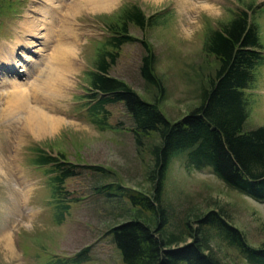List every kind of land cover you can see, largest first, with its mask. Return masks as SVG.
<instances>
[{
	"label": "rangeland",
	"instance_id": "1",
	"mask_svg": "<svg viewBox=\"0 0 264 264\" xmlns=\"http://www.w3.org/2000/svg\"><path fill=\"white\" fill-rule=\"evenodd\" d=\"M210 3L216 6L209 9L210 15L214 16L217 9H222L223 15L218 20L204 18V28L191 43L183 40L181 28L184 18L191 20L193 12L199 15L196 0H173L171 6L166 0L165 3L160 0H122L114 14L85 17L74 29L68 27L70 31L82 33L87 39L84 55L90 68L86 70L87 79L82 85L83 91L77 96V101L71 106L69 113L81 122L74 125L81 133L78 135L65 131L60 138L47 145L32 144L20 157L23 170L36 183V197L32 202L35 211L26 225L29 234L17 238L20 253L15 252L11 236L6 238V245L14 254H22V264H124L111 241V235L106 231L128 219L132 209L125 199L114 200L113 197L100 196L92 187L98 183L116 182L124 187L148 192L151 157L147 148L157 138L152 134L145 139L144 146L136 150L128 129L130 119L122 102L105 105L104 114L100 110L88 109L87 104L93 99L87 101L85 97L91 92L87 73L94 68L99 55L116 52L113 64L108 63V75L124 81L141 99L151 101L155 98V90L139 75L140 58L145 53L143 42L153 52V72L163 87L158 108L168 120L179 119L197 104L199 88L213 74L216 66L214 59L203 50L208 31L226 21L235 8L252 6V18L264 55V0H210ZM34 4L35 0H0V45L16 41L17 35L21 34V24H25L22 21L24 16L27 13L32 14L31 11L36 9ZM129 5L136 6L144 16L155 14L154 22L144 29L133 24L126 26L127 35L133 39L124 42L114 51L105 40L109 35L106 26L116 23L119 12ZM97 12L113 13V9L106 7ZM33 37L35 36L28 40L34 41ZM35 42L41 43L39 40ZM27 48L28 50L17 43L12 51H15L17 57L23 53L29 60L30 56L34 57L36 54L28 52L30 48ZM21 63L22 66L31 67L29 62ZM5 68L0 64V77L24 79V73L17 71L18 67L15 72ZM243 92L247 102V117L243 129L263 125L264 57L255 67L253 79ZM14 94L4 93L9 97ZM50 119L62 124L68 123L62 117L54 116ZM35 147L52 156L60 154L63 160L73 164L100 166L108 170L101 174L79 167L80 173L65 180L62 188L67 194L64 198L76 201L68 203V210L59 223L54 220V205L63 202L54 201L52 198L50 174L44 171L48 166L32 164L36 156L33 150ZM184 154L178 152L170 158L164 176L162 198L168 210L165 232L183 234L184 221L192 228L195 226L192 220L214 210L221 212L229 224L239 229L249 245L257 247L262 243L264 202L253 201L235 190L228 189L207 167L196 170L187 166L183 160ZM2 161L3 158L0 157V162ZM208 239L210 249L223 264H247L234 249L220 242L213 234ZM83 249L84 260L76 263L70 260Z\"/></svg>",
	"mask_w": 264,
	"mask_h": 264
},
{
	"label": "trees",
	"instance_id": "2",
	"mask_svg": "<svg viewBox=\"0 0 264 264\" xmlns=\"http://www.w3.org/2000/svg\"><path fill=\"white\" fill-rule=\"evenodd\" d=\"M253 15L251 5L237 7L226 21L208 31L203 50L214 59V72L200 86L197 104L177 120H168L158 108L163 87L153 72V52L145 43L142 42L145 53L140 58L139 75L155 90L151 101L141 99L124 81L108 75V63L113 64L116 52L99 55L87 73L91 92L85 97L87 101L93 99L88 109L104 114L105 105L122 102L136 150L152 134L157 138L147 148L151 157L148 192L116 182L92 187L100 196L125 199L132 209L128 219L106 231L124 264H223L209 247L210 234L234 249L247 264H264V241L257 247L249 245L242 232L218 211L201 214L192 220V228L184 221L183 234L166 233L168 210L162 198L170 158L184 152L187 166L196 170L207 167L228 189L264 202V124L243 129L247 117L243 90L264 57ZM154 16H144L136 6H127L119 12L116 23L106 26V42L117 51L121 44L133 39L127 35L126 26L144 29L154 22ZM33 150L36 156L32 164L48 166L44 171L50 174L52 198L63 202L54 205L57 223L67 212L68 203L76 201L64 198L65 180L80 173L79 167L101 174L108 172L100 166L67 162L62 155L52 156L39 147ZM84 253L85 249L70 260L82 261Z\"/></svg>",
	"mask_w": 264,
	"mask_h": 264
},
{
	"label": "clouds",
	"instance_id": "3",
	"mask_svg": "<svg viewBox=\"0 0 264 264\" xmlns=\"http://www.w3.org/2000/svg\"><path fill=\"white\" fill-rule=\"evenodd\" d=\"M165 3V0H160ZM171 6L173 0H166ZM122 0H35L37 24L22 31L20 42L32 47L36 55L29 59L31 67L23 66L24 79L0 77V264H22V254L16 255L6 245L11 236L15 252L20 253L17 238L29 234L26 225L35 211L36 183L23 170L20 157L32 144L47 145L62 136L65 131L80 134L74 127L81 123L69 115L71 106L83 91L86 70L90 68L84 55L87 39L82 33L70 31L64 20L74 21V29L80 21L110 15L118 11ZM110 7L113 13H98L97 9ZM199 15L184 18L182 38L191 43L204 28L203 19L218 20L222 9L215 15L209 9L216 7L210 0H196ZM35 36L41 43L29 41ZM15 93L14 97L4 93ZM12 100L9 104L8 101ZM62 117V124L49 117ZM15 158V159H14Z\"/></svg>",
	"mask_w": 264,
	"mask_h": 264
},
{
	"label": "bare ground",
	"instance_id": "4",
	"mask_svg": "<svg viewBox=\"0 0 264 264\" xmlns=\"http://www.w3.org/2000/svg\"><path fill=\"white\" fill-rule=\"evenodd\" d=\"M49 2L51 3V0H49ZM32 5V4H31ZM106 7H103V8H99V9H97V10H103V9H105ZM37 9H39L40 11H43L44 13H45V15H48V13H46L47 12V9H44V8H36L34 11H31V12H35ZM30 12V11H29ZM32 13V14H33ZM32 14H30V13H27L25 16H24V18H23V22L25 23V24H21V26H20V28H21V30L19 31L21 34H22V31L24 30V29H32V28H34L35 26H36V24H37V17H35V15H32ZM29 17V18H28ZM28 18V19H27ZM27 20V21H26ZM21 21V22H22ZM64 24L65 25H67L68 27H72V21H69V20H64ZM22 25H27V27H22ZM21 34H18L17 35V37H16V41L14 42V43H9L8 45L7 44H2V45H0V64L2 65V66H4V67H6L5 69H8V71H12V72H15V69H16V67H18L17 69V71H19V72H23L21 69H22V64L23 63H21V61H26V62H28L29 60H27L28 58H26L24 55H23V53L21 54L20 53V57H17L16 55H15V51H12V48H13V46H16L17 45V43L20 45V46H22V47H24V49H26V50H28V48L26 47V46H24V44L23 43H21L20 42V37H21ZM33 39H35L34 41H37V39H36V37H33ZM12 46V47H11ZM30 48V51H28V52H30V53H34V54H36V52L33 50V48L32 47H29ZM13 52H14V54H13ZM31 57V56H30ZM30 57H29V59H30ZM32 58V57H31ZM22 59V60H21ZM25 65V64H24ZM26 66V65H25ZM17 71H16V73H17ZM24 73V72H23ZM15 95V94H14ZM14 95H12L13 97H14ZM12 103V100L10 99L9 100V104H11ZM49 119H50V117H49ZM50 120H53V119H50ZM53 121H55V120H53Z\"/></svg>",
	"mask_w": 264,
	"mask_h": 264
}]
</instances>
